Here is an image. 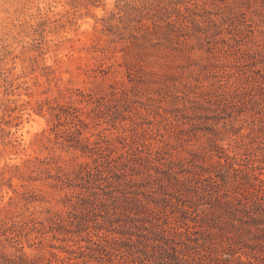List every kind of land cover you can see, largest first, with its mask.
Instances as JSON below:
<instances>
[{
  "label": "rangeland",
  "instance_id": "rangeland-1",
  "mask_svg": "<svg viewBox=\"0 0 264 264\" xmlns=\"http://www.w3.org/2000/svg\"><path fill=\"white\" fill-rule=\"evenodd\" d=\"M100 134L119 151L125 142L152 152V176L139 162L129 171L154 221L203 243L193 232L209 199L264 181V0H0V264H118L115 253L76 259L71 250L148 232L142 210L128 231L115 228L120 202L99 188L109 213L75 209L82 198L100 201L78 176L92 161L83 143ZM172 161L181 178L217 166L219 185L202 179L176 191L168 173L155 179ZM69 216L70 232L54 223ZM240 240L236 255L257 261L255 235Z\"/></svg>",
  "mask_w": 264,
  "mask_h": 264
},
{
  "label": "trees",
  "instance_id": "trees-1",
  "mask_svg": "<svg viewBox=\"0 0 264 264\" xmlns=\"http://www.w3.org/2000/svg\"><path fill=\"white\" fill-rule=\"evenodd\" d=\"M157 27H161V25L155 24L153 26L154 29H157ZM170 76L169 74H163L160 77H162L164 83L167 85ZM253 78L257 82L261 80L258 76H253ZM258 86H261L260 83H258ZM236 97L237 95H233L231 98L223 97V99L219 100V103L226 106L228 102H234ZM208 100L210 101V99ZM77 131L80 132L79 129ZM75 133L71 132L70 136L75 137ZM123 144V147L129 145L130 148L119 151L120 146L115 140L101 134L100 139L93 143H83L84 151L90 153L92 161L80 164L78 176L87 180L89 183L87 187L94 188L93 192L99 196L98 199L100 201L96 203L90 197L87 199L82 198L83 202L78 204L75 209L85 208L86 202L90 205V210H96L104 206L109 213V204L95 189L99 188L104 191L105 195L108 194L112 198V201L120 202L119 205L114 206V213L117 217L110 219L115 228L119 227L121 232L128 231L132 227L129 226V220L134 218L132 214L141 210V212L146 213V217H143L144 220H148L151 226L148 227L146 223H142L139 227L148 230V232H138V238L136 239L132 236L133 232L129 233L131 235H124L123 237L108 238L100 236L98 240L89 239L88 250L82 248L80 250H71L75 254L76 259L80 256L93 255L95 253H105L107 255L115 253L120 256L118 264H261L260 259L264 258V254H257L256 251L261 250L264 252L261 249L262 247H260L264 246L263 180H260L259 183H252L250 187H247L242 182L237 183L235 185L237 195L234 197H230L229 193L226 192L209 199V209L207 211L204 210L205 213L201 217V229L193 232V234L197 232L201 233L202 238H204L203 243L199 242V237H190V232H187L186 238H182V235L177 233L168 235L167 229L158 228L161 224L154 221V210L150 208L149 202L144 201L142 196H140L141 193L146 194V192L138 191L135 187L138 182L131 177L133 173L129 171V168L135 169L139 162L141 167H138V170L146 169L150 172L153 161L151 157L152 152L150 154H143L139 147H134L125 142ZM156 153L159 155L161 151L157 150ZM161 158L163 157H159V159ZM168 165L166 169L157 167L158 172L155 179L163 182L164 178L158 173H168L170 184L175 186L176 191H181L183 188H191L202 181V179L212 181L214 179L213 173H217L219 170L217 166H212V168L200 166L202 168L201 171L197 169L190 170L193 173L192 176L181 178L179 175L180 171L176 169L177 163L172 161ZM178 165L184 166L183 161L180 160ZM205 172H209V175L205 176ZM149 175L152 176V173L150 172ZM226 180L227 177L224 179V182H227ZM213 181L217 182L216 180ZM217 185H219L218 182ZM197 186L196 190H198ZM152 187V191L148 192L146 197L157 192L158 189L154 186ZM81 204L83 205L79 206ZM54 223L70 232L68 224L74 223V219L72 216L68 218L61 217L59 221L55 220ZM115 223H118V225ZM154 227L158 229L155 230ZM249 233L255 235V238L258 239V245H260H249L252 249L253 257L257 261H245L241 255H236L238 249L242 248L239 245L242 241L240 239ZM217 237L221 238V241L219 240L218 242L219 245H217ZM257 246L260 249H257ZM99 257L103 258L101 255ZM191 257L192 259H190ZM70 260H72V257H69L68 260L61 258L56 261L48 259L47 264L87 263L86 260L83 262Z\"/></svg>",
  "mask_w": 264,
  "mask_h": 264
},
{
  "label": "bare ground",
  "instance_id": "bare-ground-1",
  "mask_svg": "<svg viewBox=\"0 0 264 264\" xmlns=\"http://www.w3.org/2000/svg\"><path fill=\"white\" fill-rule=\"evenodd\" d=\"M31 125V124H30ZM34 126V125H33ZM37 126V125H36ZM36 130V129H35Z\"/></svg>",
  "mask_w": 264,
  "mask_h": 264
}]
</instances>
